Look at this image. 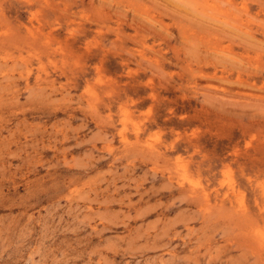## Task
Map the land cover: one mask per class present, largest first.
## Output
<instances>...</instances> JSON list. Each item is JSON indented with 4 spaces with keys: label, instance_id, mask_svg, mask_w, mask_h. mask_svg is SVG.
<instances>
[{
    "label": "rangeland",
    "instance_id": "obj_1",
    "mask_svg": "<svg viewBox=\"0 0 264 264\" xmlns=\"http://www.w3.org/2000/svg\"><path fill=\"white\" fill-rule=\"evenodd\" d=\"M0 264H264V0H0Z\"/></svg>",
    "mask_w": 264,
    "mask_h": 264
}]
</instances>
